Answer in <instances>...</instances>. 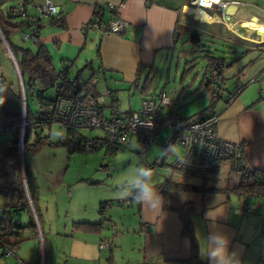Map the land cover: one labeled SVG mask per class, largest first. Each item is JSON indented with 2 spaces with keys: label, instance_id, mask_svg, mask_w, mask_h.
Listing matches in <instances>:
<instances>
[{
  "label": "crops",
  "instance_id": "crops-1",
  "mask_svg": "<svg viewBox=\"0 0 264 264\" xmlns=\"http://www.w3.org/2000/svg\"><path fill=\"white\" fill-rule=\"evenodd\" d=\"M51 1L60 8V12L63 14L64 27L49 23L51 18L42 20L44 24L38 30V43L44 45L50 52L54 68L58 71L66 69L69 77H74L77 74L86 78L91 77L90 80L97 96L106 88L113 90L116 93L117 104L124 111L132 110L120 102L119 97L125 91L129 93L132 89L138 90L143 97L163 89L168 91L166 88L168 78L159 79V87L154 86V81H152L149 87L144 88L142 82L146 76L154 80L158 71L169 66L170 60L176 52L181 55L179 51H182L181 56L185 62L192 58L202 60L201 54L204 51H201V48L191 50V44L185 42L191 32L200 33L201 40H203L201 31H198L202 30L200 26L218 25L220 29L222 25H226L231 34L240 41V47L234 49L235 52H240L244 47L264 53V45H247V38L241 34V31L227 26L232 22L238 24V27L246 25L255 32L256 29L264 31V20L233 18L224 15L222 4L235 3L238 5L239 0H222V3H216L218 12L215 15L218 18L212 21H197L194 26H189L186 23L187 16L183 10V6L190 0ZM107 2L122 3V6L116 12L101 7L97 9L98 6ZM14 4L15 1L12 5ZM114 15L127 21L126 27L119 34H105L96 27L86 29L82 27L88 21L105 23ZM248 21L257 22V24H250ZM178 30L183 32L180 38H178ZM18 32L17 40L12 34V42L36 51L38 45L33 42H30L29 46L22 45L25 41L21 40ZM258 38L260 42H264L262 41L264 38L260 36ZM4 57L11 58L1 39L0 59ZM11 61L15 66L12 58ZM88 62L90 64L86 65ZM204 63H206L205 60ZM261 68L262 70H257L247 80V82H252L251 85L247 88L244 86L229 102L234 88L228 93L226 102L223 105L218 103L219 105L217 104L215 108V112L218 114L217 134L223 139L241 143L246 161L256 170H264V78H262L264 77V65ZM160 75L162 76V74ZM138 77H140L139 81H137ZM239 84L243 83L238 80L236 86ZM171 97L174 102L173 106L167 107L164 115L172 111L179 115L174 106L176 102H179V97L177 94H172ZM112 103L111 99H104L102 107L104 115L110 114ZM170 144L173 143H167L166 140L165 147ZM234 165L237 167L234 160L226 161L218 170L200 174L199 179L175 181L217 188L216 191H172L169 209H165L164 205L160 210L137 203L138 227L143 238L138 249L140 261H136V264H192L188 262L189 240L181 235L182 222L175 211L188 202H191L194 208L192 223L197 239L206 237L210 231H221L230 239V250L239 252L241 264H264V195L240 196L232 192V187L238 184L241 175ZM164 179L168 178L160 177L159 180L153 181L154 187L161 195L159 185ZM37 185L39 190L38 181ZM0 197L2 199L1 207L7 199L2 195ZM39 199V216L41 214L40 218L42 219L40 210L43 206H39ZM130 203L136 202L130 200ZM241 204H245V206H241ZM45 210L47 213L49 207L45 206ZM24 211L28 214V218L26 217V220L22 221L21 213H19V221L26 224L32 216L35 222L31 209ZM82 221L98 222L90 219H82ZM35 224V229L26 228L19 231L20 237L25 240L14 250V253L22 262H18L14 256H5L0 249V264H38L40 250L36 251L35 245H40L42 253L43 250L45 251L47 260H44V264H55L53 255L58 252L64 255L65 264H115V253L112 247L116 246V242L112 236L99 238L96 232H87L72 226L69 229V234L60 235L62 242L60 250H54L53 243L50 241L52 226L49 225L46 231L44 226L41 227L40 222L39 225L36 222ZM54 234H58L57 231ZM100 242H108L112 246L101 247ZM198 243L200 254L199 239ZM107 251L109 252L108 257H106ZM200 258L209 264L206 258H202L201 255ZM121 264L131 263L122 261Z\"/></svg>",
  "mask_w": 264,
  "mask_h": 264
},
{
  "label": "rangeland",
  "instance_id": "rangeland-1",
  "mask_svg": "<svg viewBox=\"0 0 264 264\" xmlns=\"http://www.w3.org/2000/svg\"><path fill=\"white\" fill-rule=\"evenodd\" d=\"M12 3V1H9L0 5V21L8 28H11V22H6L5 9ZM214 7H216L215 3L212 4L211 8H208L213 10L209 12L207 9V14L211 17L208 21L218 18L215 15L218 11ZM29 11L36 13L32 8ZM186 16V23L189 26H194V23L200 21L190 14L186 13ZM231 17L264 20V0H239L238 10ZM19 20V17H14L12 21ZM231 23H228L227 26L241 31V34L247 38V45H264V42L258 40L259 36L255 31L250 30L246 25L238 27V24ZM248 23L257 24L254 21H248ZM205 27L200 26L202 30H198L201 31L203 37V40H201L202 48L207 50L201 56L204 53L209 54L208 52H210L213 56L224 57L228 64L233 59L241 57L239 62H234L222 75L226 79L224 82L221 81L222 84L219 85L220 93L223 97L219 104L223 105L227 100L228 93L237 87L238 80L243 83L240 85H244L246 88L252 84V82H247V80L257 70H262L264 53L256 49L248 50L244 47H242L240 52H235L234 49L240 47V41L231 34L226 25H222L220 29L218 25ZM17 32L14 33L15 40H17ZM18 34H20V30ZM30 42L25 41V43L20 44L29 46ZM179 53L182 55V51H179ZM181 55L176 52L170 60L169 66L167 65L163 70L158 71L153 81L154 86L159 87V79L164 80V78H168L166 82L168 92L171 95L177 94L179 97V102H176L174 106L177 108L179 115L188 117L208 106L210 98L208 91L203 93L201 89H197L206 66L203 57L200 60L202 62L199 61V58H192L188 62H185ZM242 67L243 70H241ZM196 73H198L197 78L195 77ZM0 74L6 78L13 89L18 88L19 85L21 92L19 75L11 58L4 57L0 59ZM216 84L218 86L219 83L216 82ZM55 93V88L51 87L46 91L45 96L52 98L55 96ZM231 93H234V91ZM119 98L121 104L126 108L138 110L141 106L143 95L138 90L132 89L129 93H126V91L122 93ZM28 104L31 113H35L39 109L37 100L31 96L28 97ZM3 121V111L0 105V127H2ZM26 127L27 124H25L24 129L20 128L18 134L20 139V144H17L19 151L18 166L13 163L8 167V171L13 178L17 172H20L22 178L25 160L34 172L39 184V206H43L40 210V213H42L40 224L41 227L44 226V230L46 231L49 225L52 226L50 241L53 243L54 250H60L62 247L60 235L69 234V229L74 226L73 221L84 222L82 219H90L92 221L103 222L100 231L96 232L99 238L112 236L115 239L116 246L112 247L115 253V264H121L122 261L125 263L130 262L131 264H136V261L139 262L138 249L142 244L143 237L140 235L138 227L137 203L131 204L129 199H120L116 195L118 186L126 178L130 170L138 164H144L134 147H132V145H135L134 142H131L123 149L111 152L107 150L104 144L96 149L75 148L71 153L63 145H45L35 155L30 154L28 151L24 154L23 142ZM65 130V127L59 122H52L49 127L44 126L40 133L41 136L47 135L50 141L55 142L60 138V135L66 133ZM81 131L86 137L103 136V132L98 129H81ZM172 131L171 127L162 126L154 144H151L152 147L146 153L148 167L152 168L154 172L153 181L159 180L160 177H167L174 181L199 179L200 174H185L172 165L175 156L183 153L182 147L179 145H174L175 153H170L168 156L161 154V150L167 148L165 147V142L171 136ZM34 136L33 132L30 136L31 141ZM10 138L11 134L7 129L0 130V143ZM72 141L74 143L77 142V140ZM21 149L23 164H21L20 158ZM45 206L49 207L47 213ZM29 208L31 209L30 205ZM20 213V219L25 221L26 217L28 218V214L23 210ZM17 217L19 215H16L15 219ZM35 222L39 225L37 216ZM56 231L58 234H54ZM138 233L139 235L137 236ZM117 238L119 240H116ZM35 249L36 251L40 250L37 263L44 264V260H47L45 251L43 250L42 253L40 245H35ZM108 253L107 251L106 257H108ZM53 260L55 264H65V257L61 252L53 255Z\"/></svg>",
  "mask_w": 264,
  "mask_h": 264
},
{
  "label": "trees",
  "instance_id": "trees-1",
  "mask_svg": "<svg viewBox=\"0 0 264 264\" xmlns=\"http://www.w3.org/2000/svg\"><path fill=\"white\" fill-rule=\"evenodd\" d=\"M16 0H0V5ZM14 5H10L5 9V15L7 17V23L11 22V28L3 25L0 21V32L6 44L11 48L13 57L17 63L19 68V72L22 77V81L24 84L25 90V98H26V121L28 122L27 127L25 128V136L23 142V153L25 154L28 151L30 154L38 153L43 146L45 145H63L67 147L69 153H71L75 148L84 149L85 141L88 137H86L81 129L71 128L68 126L65 127L66 133L60 135V138L52 142L48 139V136H41L40 131L44 128V126H50L52 123L47 118H42L41 120L38 117V120L35 118V114L38 113V110L35 113H31L29 110L28 97L31 96L37 100V103L40 104L43 102H51L60 96L66 97H75L76 90L73 87L71 80L67 75L66 69L64 70H56L53 65L52 56L48 49L37 43L38 48L36 51H32L29 48L18 46L14 44L11 40L12 34L24 28V22L12 21L14 19V15L12 14V10ZM97 9H100L98 6ZM10 20V21H8ZM51 24H56L64 27V16L60 12L58 16L51 18L49 21ZM44 23L42 21L37 23V28L39 30L40 27L43 26ZM179 35L178 38L182 37L183 32L178 30ZM1 40V39H0ZM185 42L191 44V50L201 48V51L207 52V50L203 49V45L201 42V34L198 32H191L185 39ZM209 54H203L202 57L206 61L205 70L202 74V77L199 80V84L197 89H201L203 93L206 91L209 92L210 102L208 106L199 110L198 112L188 116L182 117L178 115L176 112L172 111L168 114L165 113L163 116L164 120L167 121H180L182 123L188 122L194 119H203L212 114H217L215 112L216 105L223 98L219 85L224 82L226 79L224 76L225 70L233 65V63H237L239 58L233 59L231 63L225 60L224 57L221 56H213L210 52ZM195 59V58H194ZM88 62L86 65H89ZM243 70V67L241 68ZM80 75H75L77 77ZM139 76V75H138ZM198 73H196V78ZM91 77L87 78V91L88 93L95 99H98L97 94L94 91V85L90 80ZM140 77L137 78L139 81ZM37 81V83H35ZM152 78H146L142 82V87L147 88L152 83ZM222 81V82H221ZM218 82V86L216 84ZM0 86H4L6 91L3 92V95L6 97L5 103L2 106L3 111V125L10 126V130L12 134H16L18 136L20 132V124L22 122V116L24 112L23 103H22V95L20 92V88L13 89L11 85L8 83L6 78L0 74ZM243 87L244 85H238L234 93L239 89V87ZM55 88V96L50 98L46 97V91L51 88ZM202 95V94H201ZM262 97V96H260ZM33 125H38L39 128H33ZM34 132L35 136L33 140H30L31 134ZM94 140V146L92 149H96L101 147L104 143L101 140L102 137H92ZM72 140H77L74 143ZM12 141V146H7V143ZM18 139H7L5 142L0 143V195L4 196L7 201L1 207L3 208L0 214V249L2 253L6 249H12L13 251L25 240V238L20 237L19 231H22L26 228H36V224L34 222L33 217L29 218V221L26 224H22L18 217L15 219L16 215L23 210L29 211V204L26 196V192L24 189L23 181L20 175V172L16 173L14 178L10 176L8 167L11 164L15 163L18 166L19 163V151H18ZM86 148V147H85ZM235 167V165H234ZM238 171H240V180L237 185L232 187V192L242 196L247 194L252 195H264V181H260L261 177H264V170H255L245 176L242 173L241 168L235 167ZM183 171L185 174H204L200 172L193 171ZM24 178H25V186L28 192L29 199L32 203L35 214L40 222L39 209H38V198H39V190L36 181V176L32 171L29 164L24 160ZM159 188L162 192V197L164 198V208L169 209V201L171 199L172 191H216L217 188L203 187V186H195L192 184H184L180 182H175L172 179H164V181L159 185ZM131 199H129L130 201ZM103 205V204H102ZM182 222L181 235L186 237L189 240L190 244V256L188 258V262L192 264H208L206 261L200 258L199 254V243L196 237V233L194 230V226L192 223V216L194 214V208L191 202L185 203L180 208L175 210ZM74 227L79 228L83 231L87 232H99L102 228L103 222H74ZM41 236L43 234L41 232ZM44 263V262H43Z\"/></svg>",
  "mask_w": 264,
  "mask_h": 264
},
{
  "label": "built area",
  "instance_id": "built-area-1",
  "mask_svg": "<svg viewBox=\"0 0 264 264\" xmlns=\"http://www.w3.org/2000/svg\"><path fill=\"white\" fill-rule=\"evenodd\" d=\"M222 2V0H218ZM217 2V3H218ZM225 8L226 4H222ZM122 3L114 4L107 2L99 7L116 12ZM34 9L36 13L31 14L29 9ZM60 13V8L51 0H16L12 14L19 17L24 22V29L20 30L22 41H31L35 44L39 42L37 23L53 18ZM127 25V21L120 16H112L107 22L88 21L82 27H96L103 33H121ZM27 29V30H26ZM3 40V38H2ZM4 41V40H3ZM6 46V42L4 43ZM7 48V47H6ZM76 90L75 97L60 96L51 102L40 104L35 119L47 118L51 122H59L63 126L78 129H98L103 132L101 140L108 151H116L128 146L131 142L139 145L134 148L141 158V161L148 166L146 152L149 146L155 142L162 126L172 128L171 136L166 139L167 143L172 142L183 148L181 155L175 156L172 165L178 170L193 171L200 173H210L218 170L226 161L234 160L242 173L247 176L255 171L245 159V155L239 142H232L221 138L216 131L218 114H212L203 119H194L182 123L180 121H167L163 119L164 111L167 107L173 106V99L167 90H160L155 94H148L141 100L138 110L124 111L117 104L116 93L108 88L101 91L98 99L93 98L87 91V78L83 76L69 78ZM37 83V81L35 82ZM239 89L232 95L229 102L242 90ZM23 116L20 128L24 129L26 121V102L24 84L21 88ZM112 100L109 115H104L102 107L104 99ZM38 129V125H33ZM7 129L11 134V140L18 139L16 134H12L10 126L0 127V130ZM9 141L7 146H12ZM20 144V142L18 143ZM92 137L85 141V147L92 149L94 146ZM184 159V163L178 162ZM264 181V177L260 178ZM245 206V204H241ZM3 208L0 207V214ZM101 247H110L111 243L100 242ZM5 256H14L18 262H22L12 249L4 251Z\"/></svg>",
  "mask_w": 264,
  "mask_h": 264
},
{
  "label": "clouds",
  "instance_id": "clouds-1",
  "mask_svg": "<svg viewBox=\"0 0 264 264\" xmlns=\"http://www.w3.org/2000/svg\"><path fill=\"white\" fill-rule=\"evenodd\" d=\"M5 91L6 88L0 86V105L5 103L6 97L3 95ZM132 147L139 148V145H132ZM170 153H175L173 144L161 150L163 156H168ZM178 162L184 163L185 160L180 159ZM153 177L152 168L145 164H138L130 170L118 186L117 197L131 199L136 203L146 204L153 209L159 208L161 210L164 198L154 187ZM198 239L200 240V255L202 258H206L209 264H241L239 252L230 250V239L223 232L213 230L206 237H198Z\"/></svg>",
  "mask_w": 264,
  "mask_h": 264
},
{
  "label": "bare ground",
  "instance_id": "bare-ground-1",
  "mask_svg": "<svg viewBox=\"0 0 264 264\" xmlns=\"http://www.w3.org/2000/svg\"><path fill=\"white\" fill-rule=\"evenodd\" d=\"M218 0H190L189 3L183 6L185 13L192 15L200 21H208L211 17L207 14V9L212 7V4ZM256 33L261 38H264V31L256 29ZM264 41V40H262Z\"/></svg>",
  "mask_w": 264,
  "mask_h": 264
},
{
  "label": "water",
  "instance_id": "water-1",
  "mask_svg": "<svg viewBox=\"0 0 264 264\" xmlns=\"http://www.w3.org/2000/svg\"><path fill=\"white\" fill-rule=\"evenodd\" d=\"M237 9H238V5H237V4H235V3H229V4H226L223 13H224V15H226L227 17H231V16H233V15L236 13V10H237ZM0 37L3 38L1 32H0ZM3 40H4V39H3ZM4 43H5V41H4ZM6 47H7V50H8V52H9V54H10V57L12 58V60H13V62H14V64H15V67H16V70H17V73H18V75H19V79H20V87L22 88V86H23V81H22L21 74H20V72H19V68H18V66H17V63H16L14 57H13V54H12V51H11L10 47H9L8 45H7ZM23 97H24L23 101L26 102V98H25V96H23ZM20 152H21V155H20V158H21V164H23V161H22V149H21ZM23 172H24V170H23ZM22 181H23V184H24V189H25V192H26V196H27L28 203H29V205L31 206V209H32L33 215L35 216V219H36V214H35V211H34V209H33L32 203H31V201H30V199H29L28 192H27V189H26V186H25L24 173H23V176H22Z\"/></svg>",
  "mask_w": 264,
  "mask_h": 264
},
{
  "label": "flooded vegetation",
  "instance_id": "flooded-vegetation-1",
  "mask_svg": "<svg viewBox=\"0 0 264 264\" xmlns=\"http://www.w3.org/2000/svg\"><path fill=\"white\" fill-rule=\"evenodd\" d=\"M215 9H216V7H214ZM209 10V12H210V10H213V9H208Z\"/></svg>",
  "mask_w": 264,
  "mask_h": 264
}]
</instances>
